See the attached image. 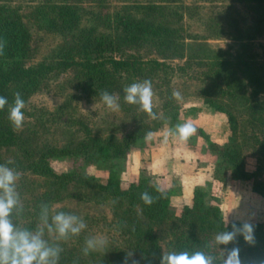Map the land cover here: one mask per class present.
<instances>
[{"label": "trees", "instance_id": "obj_1", "mask_svg": "<svg viewBox=\"0 0 264 264\" xmlns=\"http://www.w3.org/2000/svg\"><path fill=\"white\" fill-rule=\"evenodd\" d=\"M14 1L0 0V96L7 101L0 109V166L18 177V182L12 185L17 204L8 217L14 231L39 235L46 247L59 249L56 264H103L92 257L86 258L81 249L69 250L67 244L60 246L58 241L49 239L48 233L54 228L53 217L61 213L56 205L71 200L110 202L113 229L123 239L125 246L121 249L133 255L134 264H161L164 255L182 252L190 256L202 252L212 264H225L224 255L230 249L235 252L238 264H264V222L250 224L253 239L246 241L245 225L226 220L218 200L203 188H195L189 201L181 204L179 214L174 215V191L170 185L163 187L150 179L127 188L121 185L120 170L114 161L125 160L131 145L150 132L146 124L126 139L90 136L85 132L82 140L58 148L39 147L35 144V132L13 131L8 119L16 93L26 104L47 80L63 72L73 75L77 90L98 101H102L103 91L113 97L118 94L125 101V88L145 79L152 82L162 97L163 88L179 74L202 84L199 97L225 117L229 137L241 139L235 145H222L212 141L202 128L196 130L213 157L212 180L218 189L224 188L227 180L240 181L251 184L252 192L262 195L264 188L252 180L264 171V58L257 61L252 54L250 42L254 40L255 30L247 29V20L230 15L218 17L222 11H214L209 18L207 30L212 33L209 37L218 39L226 28L236 34L234 40L241 47V54L236 57L220 55L206 62L189 56L183 64L171 65L167 61L184 58L178 50L185 47L184 41H179L181 28L171 27L170 18L176 22L181 19L177 11L167 6L175 0H149L145 5L122 7L112 16L106 11L107 0H23L32 6L28 16L23 15V7ZM234 2L255 4L260 15L255 17L254 25L264 26V0ZM89 6L93 7L90 14L85 12ZM226 8L235 9V6L230 4ZM137 14L143 18L136 19ZM83 15L90 16L86 26L82 25ZM25 17L32 19L36 30L58 32L63 37L55 62L30 64L34 50ZM140 49L157 58L142 56ZM170 98L171 93H166V103H170ZM119 105L124 115L135 122L144 114L135 112L137 105L127 102ZM22 111L25 116H32L25 108ZM199 111L193 108L186 115ZM251 141L260 165L248 174L241 148ZM106 164L109 166L105 181L87 170ZM35 178L43 181L44 191L37 190V184L39 188L41 185ZM144 192L153 198L151 205L141 200ZM67 215L77 217L76 213ZM95 221L91 217V225ZM164 225L170 239L162 249L156 230ZM224 233H232L233 239L227 244L218 243L216 237ZM68 234L71 240L67 241L73 247L81 244L77 234Z\"/></svg>", "mask_w": 264, "mask_h": 264}, {"label": "rangeland", "instance_id": "obj_2", "mask_svg": "<svg viewBox=\"0 0 264 264\" xmlns=\"http://www.w3.org/2000/svg\"><path fill=\"white\" fill-rule=\"evenodd\" d=\"M148 1L107 0L105 6L106 11L112 16L122 7L145 5ZM14 3L23 7L24 16L30 14L32 8L30 4L23 0H15ZM230 4L235 6L237 13L234 8H226ZM167 6L169 10L177 11L181 16L178 22L174 18H170V20H172L171 27L181 28L179 41H184L185 45L183 51L178 50L184 58L167 61L168 64H183L189 56L195 60L203 59L208 62L220 55L236 57L241 54L240 43L234 40L236 34L232 33L229 28H226L218 39L209 37L212 36V33L207 30V27L209 18L212 17L214 11H222L218 17H229L230 15L233 18L238 16L247 20V29L255 30L254 40L250 42L252 54L257 61L264 58V26L258 28L254 25L255 17L257 19L260 15L257 13L259 10L255 4L236 3L234 0H175L168 3ZM88 8L85 12L90 14L93 7L89 6ZM224 11L226 12L224 13ZM89 17V15L82 16L83 26L88 25L87 19ZM135 17L142 19L143 15L137 14ZM25 22L31 32L30 44L34 50L30 64L55 62L60 46L63 44V37L58 32H50L45 29L36 30L37 27L28 17H25ZM140 50L142 56L157 58L146 49ZM200 87L202 84L197 80L188 79L179 74L174 75L169 81V85L163 88L164 95L162 97L153 88L155 119L144 112L140 116V120L135 122L129 117L127 118L120 109L119 104L126 102V100L120 99L118 94L114 98L119 108L113 111L103 101L91 99L89 95L77 90L73 75L69 72H63L47 80L42 88L29 98L25 104V109L32 116L24 115L22 129L29 133H36L35 144L39 147L49 145L61 148L65 144L82 140L86 135L85 132L90 133V136L92 134L103 138L114 136L118 139H126L133 131L140 130L142 124H146L150 132L153 133L152 138L145 140L147 133L144 134L140 141L133 142L134 144L131 145L125 160L114 161L120 170V181L124 188L132 183L147 179L153 180L163 187L170 185L174 191L172 196V213L174 215L179 214L181 204L185 202V200L183 201V191H186V194L189 191L188 189L184 190L182 186H189L194 189L203 188L209 192L211 198L218 200L226 220L242 225L264 222V193L262 195L253 193L251 184L240 181L231 183L229 180H227L224 188L218 189V185L212 180L213 157L206 151L202 137L195 133L185 143L178 141L176 126L189 122L196 127V130L202 128L212 141L219 144L235 145L241 142V139L229 137L225 117L204 104L203 97L198 95ZM173 91H179L182 99L176 101L170 98V103H166L164 99L166 93L170 92L172 95ZM133 106H136L135 112L140 115V105L134 104ZM193 108H198L200 111L187 116V112ZM167 133L170 134L165 139ZM252 145L254 146V143L251 141L249 145L241 148L244 169L248 174L254 172L256 167L260 165L256 160V149ZM178 158L182 159L181 162L185 164L183 170H180L182 164L179 163ZM108 166L109 164L94 165L87 170L99 180L105 181L108 177ZM182 171H184L183 177L181 176ZM58 172L61 170L59 169ZM180 177L184 182L180 181L179 185ZM35 181L40 182L36 178ZM252 181L260 188H264V171H260ZM14 182H18V177ZM39 184L41 187L39 188L37 184V190L44 191L43 181ZM209 184L211 187H208ZM27 198L29 197L27 196ZM209 202L213 203V200L209 199ZM112 206L113 204L110 202L97 204L92 200L90 202L71 200L56 205L55 208L61 210V213L66 216L76 213L80 219L76 220V224L83 222L86 226L77 234L81 240V244L77 247H73L69 243L71 240L69 234L66 237L59 236L55 223L54 228L52 227L48 233L49 239L58 241L60 246L67 244L65 247L69 250L72 248L81 249L86 258L92 257L103 262V264H134L133 255L121 249L125 246L123 239L119 232L113 229ZM91 217L97 219L92 225ZM156 234L160 239L162 249H164L165 243L170 239L165 225L162 229L158 228ZM98 238H103L106 241L105 246L88 249L86 253L87 241ZM224 256L225 262L230 258L236 261L231 249L226 251Z\"/></svg>", "mask_w": 264, "mask_h": 264}, {"label": "clouds", "instance_id": "obj_3", "mask_svg": "<svg viewBox=\"0 0 264 264\" xmlns=\"http://www.w3.org/2000/svg\"><path fill=\"white\" fill-rule=\"evenodd\" d=\"M2 51V48H0ZM125 100L128 104H139L140 110L152 116L153 114V86L150 80L132 83L125 88ZM102 101L107 107L113 111L118 110L115 98L109 95L107 91L101 93ZM172 99L180 101L182 99L179 91H173ZM7 103L6 99L0 96V109H3ZM25 101L21 99L20 94H15L14 105L9 110L8 119L11 123L13 131H19L23 127ZM178 132V141L181 143L187 140L196 133V127L189 122L178 124L176 126ZM170 133L165 135V139ZM153 136L152 132L145 135V140H150ZM17 175L10 169L0 166V190L3 195H0V264H56L55 257L58 255L59 249H53L45 246V243L40 239L39 235L30 236L28 232H15L12 223L8 217L11 210L17 204V197L14 194L12 187ZM141 200L151 205L154 201L147 192L141 194ZM46 218V217H45ZM77 217L66 216L59 213L53 217L56 225V230L60 237H66L69 232L73 235L78 234L86 225L83 222L76 224ZM252 227L244 226V239L252 241ZM217 242L227 244L233 239L232 233H224L216 237ZM106 241L103 238L90 239L87 241L88 249L103 248ZM235 252L233 257H235ZM161 264H212L211 259L202 252H197L194 255H189L187 252L180 254H168L161 258ZM225 264H238V261L230 258Z\"/></svg>", "mask_w": 264, "mask_h": 264}, {"label": "crops", "instance_id": "obj_4", "mask_svg": "<svg viewBox=\"0 0 264 264\" xmlns=\"http://www.w3.org/2000/svg\"><path fill=\"white\" fill-rule=\"evenodd\" d=\"M179 160V163H181L182 164V166L180 167V170L182 169L183 170V166H185V164H183V162H181L182 161V159H180V158H178ZM191 166V165H190ZM189 166V167H190ZM171 169H173V168H171ZM184 174V171H182V173H181V176ZM183 177V176H182ZM180 181L183 183L184 182V180L182 181V178L180 177V180L178 181V183H179V185H180ZM183 188H184V190L185 189H188L187 191H188V193L186 194V191H183V201L185 200V202H188L189 201V199H190V197H191V195H192V192H193V190H194V188H191V187H189V186H182ZM190 195V196H189ZM189 196V197H188ZM186 197H188V198H186Z\"/></svg>", "mask_w": 264, "mask_h": 264}]
</instances>
